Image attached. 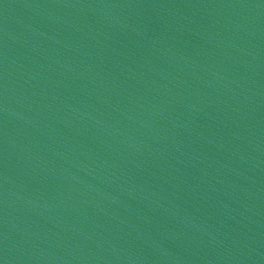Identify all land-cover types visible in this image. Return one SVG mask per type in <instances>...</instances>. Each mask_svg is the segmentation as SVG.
Instances as JSON below:
<instances>
[{"label":"water","instance_id":"water-1","mask_svg":"<svg viewBox=\"0 0 264 264\" xmlns=\"http://www.w3.org/2000/svg\"><path fill=\"white\" fill-rule=\"evenodd\" d=\"M0 264H264V0H0Z\"/></svg>","mask_w":264,"mask_h":264}]
</instances>
